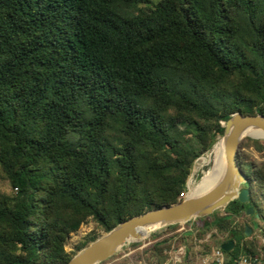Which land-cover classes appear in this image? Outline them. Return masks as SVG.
<instances>
[{
    "label": "trees",
    "instance_id": "1",
    "mask_svg": "<svg viewBox=\"0 0 264 264\" xmlns=\"http://www.w3.org/2000/svg\"><path fill=\"white\" fill-rule=\"evenodd\" d=\"M235 112L264 115V0H0V264H65L88 217L177 202ZM244 174L248 204L207 223L228 263L264 254L229 226L264 195V160Z\"/></svg>",
    "mask_w": 264,
    "mask_h": 264
},
{
    "label": "water",
    "instance_id": "2",
    "mask_svg": "<svg viewBox=\"0 0 264 264\" xmlns=\"http://www.w3.org/2000/svg\"><path fill=\"white\" fill-rule=\"evenodd\" d=\"M221 126L223 131L218 140L222 141L225 163L220 174L213 178L208 186L196 193L185 194L177 202L153 207L122 220L80 248L65 264H100L123 246L140 241L153 230L209 215L217 209H223L232 199L247 203L249 200V189L245 186L247 178L237 166L235 155L242 139L249 137L264 140V115L235 112L226 121L221 122ZM252 212L251 207L246 209V214ZM250 232L251 228L245 225L244 236H248ZM219 246L227 252L232 249L233 241L228 239ZM261 251L264 253V246L261 247Z\"/></svg>",
    "mask_w": 264,
    "mask_h": 264
},
{
    "label": "rangeland",
    "instance_id": "3",
    "mask_svg": "<svg viewBox=\"0 0 264 264\" xmlns=\"http://www.w3.org/2000/svg\"><path fill=\"white\" fill-rule=\"evenodd\" d=\"M218 139L219 136L216 137L215 142H217ZM256 140L261 144L264 142L262 139ZM238 145H240V147L239 149L237 148L238 153L236 152L235 159L237 166L241 168L243 174L244 172L247 173L248 165L253 161L264 160V150L260 152L256 151L247 137L242 139ZM210 149L200 154L193 161L186 179L187 182L195 184L200 180L203 171L207 169V165H204L203 158L208 156ZM245 186L248 187V183H245ZM186 191L187 188L185 187L181 198L185 196ZM12 192L8 180L0 170V193L10 194ZM252 193L253 212L250 214L242 213L239 217H233L229 220V226L236 227L237 229H242L244 225L249 226L251 232L246 236L247 243H254V246L259 248L264 246V195H257L255 191ZM244 205L246 204L244 203ZM216 215H223V209H217L213 213L203 217L193 218L186 223L170 225L153 230L140 241L123 246L115 254L100 264H150L153 260L166 261L171 258V255L174 253L181 254L182 264H197L204 256L208 255L214 247L219 246L221 242L229 236L227 231L207 224L212 220L213 216ZM104 232L103 228L92 218L88 217L79 225L77 230L68 235L64 244V249L72 256L80 247L87 245L91 238H95ZM241 234L242 233L239 235L242 236L243 234ZM163 239L168 240L169 247L163 248L161 254L156 253L154 245ZM232 252H236V247L232 248ZM225 253L226 252H224V254ZM239 255H242V251H239ZM225 256L227 258V254H225Z\"/></svg>",
    "mask_w": 264,
    "mask_h": 264
},
{
    "label": "bare ground",
    "instance_id": "4",
    "mask_svg": "<svg viewBox=\"0 0 264 264\" xmlns=\"http://www.w3.org/2000/svg\"><path fill=\"white\" fill-rule=\"evenodd\" d=\"M252 135L257 136V134L255 133H252ZM203 159L204 165H207V169L203 171V175L197 183L191 184L190 182H187L186 195H190L192 193H196L202 190L204 187L208 186L212 182L213 178L220 174L225 163V156L223 154L222 149V141L218 140V142H216V144L211 149L208 156L206 158L204 157Z\"/></svg>",
    "mask_w": 264,
    "mask_h": 264
},
{
    "label": "built area",
    "instance_id": "5",
    "mask_svg": "<svg viewBox=\"0 0 264 264\" xmlns=\"http://www.w3.org/2000/svg\"><path fill=\"white\" fill-rule=\"evenodd\" d=\"M181 254H173L166 261L153 260L150 264H182ZM197 264H264V254L255 257L251 255H240L233 262L228 263L224 251L220 246L214 247L211 252L204 256Z\"/></svg>",
    "mask_w": 264,
    "mask_h": 264
},
{
    "label": "flooded vegetation",
    "instance_id": "6",
    "mask_svg": "<svg viewBox=\"0 0 264 264\" xmlns=\"http://www.w3.org/2000/svg\"><path fill=\"white\" fill-rule=\"evenodd\" d=\"M232 200H235V199H232ZM232 200H230V201H232ZM230 201H229V202H230ZM245 204H247V203H245ZM248 208H249V207H248ZM251 208H252V207H251ZM246 209H247V208H246ZM252 209H253V208H252ZM244 214H246V213H244ZM223 215H225L224 211H223ZM244 226H245V225H244ZM244 226H243V227H244Z\"/></svg>",
    "mask_w": 264,
    "mask_h": 264
}]
</instances>
